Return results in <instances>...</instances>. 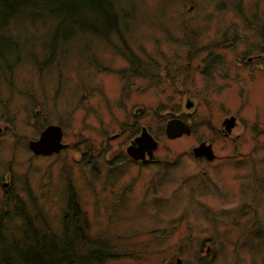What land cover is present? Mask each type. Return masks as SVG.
I'll return each mask as SVG.
<instances>
[{"label":"rangeland","instance_id":"1","mask_svg":"<svg viewBox=\"0 0 264 264\" xmlns=\"http://www.w3.org/2000/svg\"><path fill=\"white\" fill-rule=\"evenodd\" d=\"M114 6L121 35L77 32L52 57L51 17L12 23L21 48L8 67L0 61L5 232L21 236V210L58 233L73 199L85 219L78 252L105 244L117 253L106 264H264V0ZM171 117L191 131L168 137ZM48 123L61 126L66 147L33 153L27 140ZM141 126L157 140L146 163L126 154ZM201 142L214 160L192 153ZM237 150L244 156L231 160Z\"/></svg>","mask_w":264,"mask_h":264},{"label":"trees","instance_id":"2","mask_svg":"<svg viewBox=\"0 0 264 264\" xmlns=\"http://www.w3.org/2000/svg\"><path fill=\"white\" fill-rule=\"evenodd\" d=\"M116 0H0V61L3 67H8L9 56L18 55L21 43L18 35L12 30V23L18 17L45 14L54 20L55 25L50 30L46 50L52 52L57 47L58 40L72 39L77 32H89L107 41L112 32L121 35L118 13L115 9ZM126 54L135 66L130 70L135 75H146L145 66L132 60L129 51ZM128 49V48H126ZM40 69L42 68L39 67ZM18 214L23 218L20 230L21 236L14 237L5 232L3 225L8 216L5 209L0 215V264H106V261L117 256L105 244L95 240L91 248L78 252L77 241H83L81 222L84 223L78 203L73 199L63 213V226L60 231H45L39 228L21 210ZM76 224L74 231L71 226Z\"/></svg>","mask_w":264,"mask_h":264},{"label":"water","instance_id":"3","mask_svg":"<svg viewBox=\"0 0 264 264\" xmlns=\"http://www.w3.org/2000/svg\"><path fill=\"white\" fill-rule=\"evenodd\" d=\"M192 101L186 100V107H191ZM164 129L168 137L181 135L182 132L189 133L191 127L184 120L178 117H171L166 121ZM222 125L224 132L227 134L231 132L232 127L235 125L234 116H228L223 119ZM1 133V128H0ZM63 129L58 124H46L40 129L39 134L34 139H28L27 146L30 151L36 154H51L60 151L66 147L62 142ZM157 140L153 135H150L145 126L142 127L140 133L130 142L126 147V153L138 161H148L152 159L153 150L157 147ZM192 153L197 156H204L208 160L213 159L216 154L213 153L210 143L201 142L200 145L194 146ZM3 185H7L4 183ZM175 264H183L178 257L175 259Z\"/></svg>","mask_w":264,"mask_h":264},{"label":"flooded vegetation","instance_id":"4","mask_svg":"<svg viewBox=\"0 0 264 264\" xmlns=\"http://www.w3.org/2000/svg\"><path fill=\"white\" fill-rule=\"evenodd\" d=\"M190 101V100H189ZM231 116H233V115H231ZM235 118V117H234ZM235 123H236V119H235ZM190 125V124H189ZM235 126V125H234ZM142 127L143 126H141V129H142ZM190 127H191V125H190ZM233 128V127H232ZM141 129H140V131H141ZM232 130V129H231ZM191 131V130H190ZM232 132V131H231ZM226 133V132H225ZM227 134V133H226ZM136 137V136H135ZM134 137V138H135ZM133 138V139H134ZM133 139H131L130 140V142L133 140ZM130 142L128 143V145L130 144ZM127 146V145H126ZM127 148V147H126ZM127 154V153H126ZM128 156V155H127ZM229 158L231 159V160H237V159H239V158H242V156H244V154H243V152H239V150H237V154L236 155H234V154H232V153H230L229 155ZM129 157V156H128ZM216 157V156H215ZM214 157V158H215ZM132 158V157H131ZM206 158V157H205ZM214 158L213 159H211V160H214ZM133 159V158H132ZM134 161H136V162H138V163H141V162H143V163H146V162H144V161H138V160H135V159H133Z\"/></svg>","mask_w":264,"mask_h":264}]
</instances>
